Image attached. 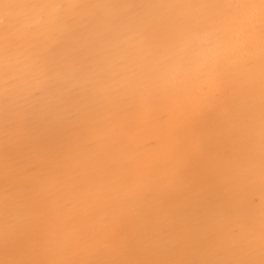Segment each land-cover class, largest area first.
<instances>
[{
	"label": "bare ground",
	"instance_id": "1",
	"mask_svg": "<svg viewBox=\"0 0 264 264\" xmlns=\"http://www.w3.org/2000/svg\"><path fill=\"white\" fill-rule=\"evenodd\" d=\"M0 264H264V0H0Z\"/></svg>",
	"mask_w": 264,
	"mask_h": 264
}]
</instances>
